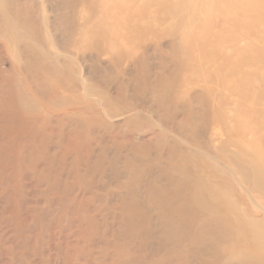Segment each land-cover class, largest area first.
<instances>
[{"label":"rangeland","instance_id":"374dc122","mask_svg":"<svg viewBox=\"0 0 264 264\" xmlns=\"http://www.w3.org/2000/svg\"><path fill=\"white\" fill-rule=\"evenodd\" d=\"M0 264H264V0H0Z\"/></svg>","mask_w":264,"mask_h":264}]
</instances>
